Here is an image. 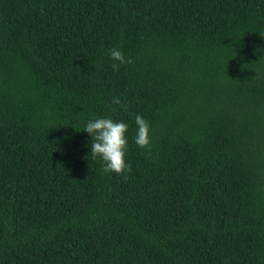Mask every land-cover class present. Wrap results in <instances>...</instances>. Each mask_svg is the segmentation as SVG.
I'll return each instance as SVG.
<instances>
[{"label": "trees", "instance_id": "trees-1", "mask_svg": "<svg viewBox=\"0 0 264 264\" xmlns=\"http://www.w3.org/2000/svg\"><path fill=\"white\" fill-rule=\"evenodd\" d=\"M0 264H264V0H0Z\"/></svg>", "mask_w": 264, "mask_h": 264}, {"label": "clouds", "instance_id": "clouds-1", "mask_svg": "<svg viewBox=\"0 0 264 264\" xmlns=\"http://www.w3.org/2000/svg\"><path fill=\"white\" fill-rule=\"evenodd\" d=\"M110 57L114 61H119V63L112 64L114 71L118 70L121 64L134 63L131 57L126 58L122 51L115 48L111 50ZM113 103L120 104V99L114 97ZM135 123L137 125L136 145L150 150L151 129L149 122L140 115H136ZM128 128L127 123L114 121L111 118L90 120L83 128L84 131L91 134L92 157L93 159L100 157L103 160V171L105 173L115 172L116 174L126 175L131 172V165L125 159L128 147L126 135Z\"/></svg>", "mask_w": 264, "mask_h": 264}]
</instances>
